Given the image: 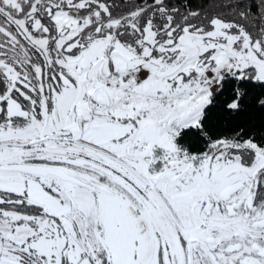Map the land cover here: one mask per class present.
Here are the masks:
<instances>
[{
  "label": "snow or ice",
  "instance_id": "obj_1",
  "mask_svg": "<svg viewBox=\"0 0 264 264\" xmlns=\"http://www.w3.org/2000/svg\"><path fill=\"white\" fill-rule=\"evenodd\" d=\"M0 264H264V0H0Z\"/></svg>",
  "mask_w": 264,
  "mask_h": 264
}]
</instances>
